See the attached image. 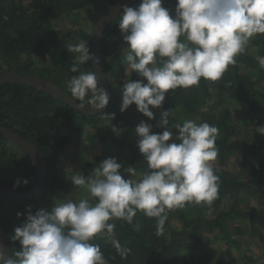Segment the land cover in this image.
<instances>
[{
	"label": "trees",
	"instance_id": "obj_1",
	"mask_svg": "<svg viewBox=\"0 0 264 264\" xmlns=\"http://www.w3.org/2000/svg\"><path fill=\"white\" fill-rule=\"evenodd\" d=\"M93 1L0 0V74L38 76L53 82L72 97L68 88L70 79L93 68L89 61L79 66V72L69 71L76 62V54L69 53L67 47L84 39L92 52V27L87 29L80 17ZM100 1L102 11L94 24L120 0ZM141 2L136 0L129 7L137 8ZM176 2L162 0V6L173 17ZM122 13L104 30L99 43L101 68L110 97L107 107L99 113L85 115L32 87L16 83L0 85V124L34 145L47 162L44 182L32 197L0 198V226L8 239L11 257L21 248L19 241L11 237L14 229L25 222L29 208L32 214L41 208L51 210L50 201H73L85 191L74 186L70 177L74 172L88 177L103 162L94 156L99 144L104 160L115 158L122 164L123 178L138 180L148 171L147 162L136 146L138 138L134 130L144 121L153 125V133L162 134L165 128L157 125L161 113L170 110V119L175 122L180 121L174 117L181 115V118L195 117L199 119L197 123L207 122L219 128L216 140L219 154L213 162L220 178L218 199L211 206L192 204L169 211L162 236L155 235L157 219L138 211L133 218V224L139 225L138 231L123 220L109 221L116 225L112 236L97 237L93 243L101 247L108 264H233L218 257L215 250L196 256L197 248H205L210 242V234L236 246L241 243L233 236L247 235L258 241L264 251L261 228L264 224V135L256 131L264 126V69L257 60L258 56H264V34L250 40L246 51L236 57L235 65L229 66L221 80L212 82L202 78L198 87L169 91L161 108L150 106L155 119L149 120L135 104L120 111L124 83L130 79L147 83L145 78L127 69L123 61L127 43L119 28ZM61 19L69 23L63 30L58 29ZM235 103L245 110L243 113L249 123L244 128L235 121ZM114 127L120 130L119 135L113 131ZM171 130L175 136L176 130ZM82 136L86 137L83 143L79 140ZM16 149L0 133V186L22 191L33 184L36 169L21 151L17 149L18 156L13 153ZM87 150L91 152L89 156L84 155ZM68 153L82 160L77 170L64 175L56 171L55 166L60 157ZM128 166L136 168V176L123 171ZM113 239L131 249L126 259L117 254L111 243ZM183 245L190 248L189 256ZM252 262L245 256L242 264Z\"/></svg>",
	"mask_w": 264,
	"mask_h": 264
},
{
	"label": "clouds",
	"instance_id": "obj_2",
	"mask_svg": "<svg viewBox=\"0 0 264 264\" xmlns=\"http://www.w3.org/2000/svg\"><path fill=\"white\" fill-rule=\"evenodd\" d=\"M119 28L127 43L123 50L127 69L147 81L124 83L120 111L135 104L152 120L150 106L161 108L169 91L198 87L202 78L221 80L250 40L264 34V0H177L175 17L162 6V0H142L137 8L124 7ZM67 49L76 54L69 69L72 73L89 61L98 63L87 40ZM257 60L264 69V56ZM68 88L72 100L80 102L78 109L88 104L100 110L109 103L94 71L73 76ZM171 111L161 113L157 126L165 128L162 134L153 133V125L144 121L134 130L136 146L148 166L138 180L123 178L122 164L115 158L103 160L88 177L73 171L71 183L88 195L55 203L51 210L41 208L35 214L29 208L25 222L11 237L19 241L20 250L9 258L0 248V264H108L93 241L112 236L116 225L109 221L123 220L138 231L133 218L140 211L157 219L155 235L159 237L169 211L192 204L211 206L220 188L218 169L213 166L219 154V128L192 119L173 122ZM171 129L176 130L175 136ZM113 131L119 135V129ZM256 131L264 135V126ZM123 171L133 177L137 174L133 166ZM111 243L122 259L130 255L131 249L118 240Z\"/></svg>",
	"mask_w": 264,
	"mask_h": 264
},
{
	"label": "water",
	"instance_id": "obj_3",
	"mask_svg": "<svg viewBox=\"0 0 264 264\" xmlns=\"http://www.w3.org/2000/svg\"><path fill=\"white\" fill-rule=\"evenodd\" d=\"M136 0H120L111 8H109L106 12H104L95 22L92 27L91 37H92V53L95 55L98 63L92 62V68L95 73L98 74V87L104 88L108 95V85L106 78L103 74L101 68V61L99 55V43L101 36L104 30L114 21V19L123 11L124 7H129L132 5ZM8 83H16L21 84L24 86L32 87L42 93H45L58 101L70 106L71 108L75 109L76 111L83 113L85 115H95L99 113L100 110L91 109V107H85V109H78L76 108V103L64 90L58 87L53 82L46 80L44 78L33 76V75H26V74H18L12 72H5L0 74V85L8 84ZM0 133L8 140L10 144L16 147L19 151L25 154L30 161L34 164L36 169L35 180L33 184L22 191H15L10 188H6L0 186V198L4 196H10L13 199H27L32 197L35 193H37L45 179L47 174V162L41 152L30 142L21 138L17 134L13 133L12 131L4 128L0 124ZM0 248L3 249L5 255L11 258L10 254V247L8 239L0 226Z\"/></svg>",
	"mask_w": 264,
	"mask_h": 264
},
{
	"label": "rangeland",
	"instance_id": "obj_4",
	"mask_svg": "<svg viewBox=\"0 0 264 264\" xmlns=\"http://www.w3.org/2000/svg\"><path fill=\"white\" fill-rule=\"evenodd\" d=\"M101 11H102V1L94 0L93 5L88 10L82 11L81 13L82 17H80L81 24H84V26H86L87 29H89V26L90 28L93 27L91 25L92 24L94 25V21ZM68 25L69 23L67 20L61 19L58 24V29L63 30ZM234 108L236 109V113H237L236 114L237 117L235 118V121L241 124L242 128L246 127V125L249 122H248L247 117H245L246 115L243 113L245 112V110L241 106L237 105L236 103H235ZM174 118L180 122H183L185 119H192V120H195L196 122L199 121V119L195 117L194 118L192 117L181 118V115L175 116ZM171 119L172 121H174L173 118ZM91 134H93L92 131H91ZM79 140L81 143H83L86 140V137L82 136ZM13 153H15L17 156L19 155L17 149ZM90 153L91 152L87 150L85 151L84 155L89 156ZM102 155H103L102 146L99 144V146L96 147V149H94V156L99 158L100 161H103L104 159ZM81 160L82 159H80L73 153H68L66 157H60L59 162L56 163L55 170L64 175H69L73 171L78 169V167L80 166L79 162H81ZM85 196H87V192L84 191L83 193H81V195H78L77 197H75L73 201H78L79 199ZM55 203H58V202L50 201L48 205L50 208H52ZM233 226H236V224H233ZM261 228L263 231L264 224L261 225ZM214 236L215 235H212V234L208 235L210 242L206 244L205 248H202V246L198 247L196 256H198V254L206 252V250H215L217 252L218 257H221L227 261H230L233 264H242L244 262L245 256L253 260L252 264H264V251L260 243H258V241H256L255 239L248 237L247 235L240 236V238L233 236V239L241 243L240 246H236L233 244H229L226 241L222 239H218V237H214ZM182 248L186 252L190 251V248L188 249L186 245H183ZM186 255L189 256V253L187 252Z\"/></svg>",
	"mask_w": 264,
	"mask_h": 264
}]
</instances>
